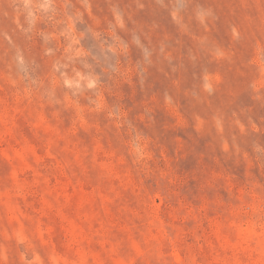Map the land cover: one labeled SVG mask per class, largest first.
<instances>
[{
  "label": "rangeland",
  "instance_id": "1",
  "mask_svg": "<svg viewBox=\"0 0 264 264\" xmlns=\"http://www.w3.org/2000/svg\"><path fill=\"white\" fill-rule=\"evenodd\" d=\"M0 264H264V0H0Z\"/></svg>",
  "mask_w": 264,
  "mask_h": 264
}]
</instances>
